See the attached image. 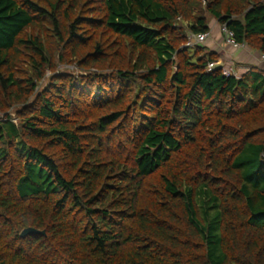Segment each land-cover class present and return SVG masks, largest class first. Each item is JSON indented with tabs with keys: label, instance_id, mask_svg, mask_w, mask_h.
<instances>
[{
	"label": "trees",
	"instance_id": "1",
	"mask_svg": "<svg viewBox=\"0 0 264 264\" xmlns=\"http://www.w3.org/2000/svg\"><path fill=\"white\" fill-rule=\"evenodd\" d=\"M208 16L264 55V0H0V264H264V69Z\"/></svg>",
	"mask_w": 264,
	"mask_h": 264
},
{
	"label": "rangeland",
	"instance_id": "2",
	"mask_svg": "<svg viewBox=\"0 0 264 264\" xmlns=\"http://www.w3.org/2000/svg\"><path fill=\"white\" fill-rule=\"evenodd\" d=\"M208 22H209V29L212 30L213 35L208 38V40L202 45L207 49V51L211 52H216L218 54L217 60L215 62L216 65H221L223 68H227V66H231V61L233 60L232 56L235 53V50L231 51L228 47L224 45L220 40V28L219 24L217 23L216 20H214L212 17L208 16ZM210 36V35H209ZM219 40V41H218ZM222 55V56H220ZM224 55H229V60L230 61H223ZM54 66L55 67V73L56 74H69L73 75L76 77L79 76H88V75H94V74H99L100 72L108 73L110 70H108L106 67L101 71L98 68L95 67H80L76 63H60L57 60V55L54 56ZM235 63V62H234ZM234 65V64H233ZM233 67L234 69L238 68L236 67L237 64L235 63ZM233 72V70L231 71ZM50 76V71H46L45 78H43L39 83H38V90L37 92L41 91L43 87L46 85L48 78ZM33 100V99H32ZM17 108L13 107L11 108L8 112L14 122H17L16 118V112ZM0 119H3V114L0 112Z\"/></svg>",
	"mask_w": 264,
	"mask_h": 264
},
{
	"label": "crops",
	"instance_id": "3",
	"mask_svg": "<svg viewBox=\"0 0 264 264\" xmlns=\"http://www.w3.org/2000/svg\"><path fill=\"white\" fill-rule=\"evenodd\" d=\"M209 34H210L209 37H211L213 35V32L211 29H209ZM219 34H220V39H221L220 41L222 43H224L221 32H219ZM224 45L226 47H228L229 49H231V51L235 50V53L233 55H230V56H232V58L234 56L233 60L231 61L232 65L227 66V68H230L231 70H233V74H235L236 76H240L244 72H246L248 69V66H250V65H254V66H257L259 68L264 69V58L262 57L263 55H261L259 52L251 50V49L246 48V47L239 48V49H232L231 47H229L225 43H224ZM220 56H222V55H220ZM223 61H230L229 55H227V56L224 55ZM234 62L237 64L236 67H238L236 69L233 68V67H235Z\"/></svg>",
	"mask_w": 264,
	"mask_h": 264
},
{
	"label": "built area",
	"instance_id": "4",
	"mask_svg": "<svg viewBox=\"0 0 264 264\" xmlns=\"http://www.w3.org/2000/svg\"><path fill=\"white\" fill-rule=\"evenodd\" d=\"M219 28L226 45H228L232 49H239L245 47L243 43H238L234 40L232 32L228 30L225 25H220ZM209 35H210L209 31L207 33H189L187 35V40L185 45L188 47L202 45L207 41ZM262 57L264 58V55ZM215 65H216L215 62H211L208 64V68L211 69ZM231 71L232 70L230 68H223V73L225 74H229V73L233 74V72Z\"/></svg>",
	"mask_w": 264,
	"mask_h": 264
},
{
	"label": "water",
	"instance_id": "5",
	"mask_svg": "<svg viewBox=\"0 0 264 264\" xmlns=\"http://www.w3.org/2000/svg\"><path fill=\"white\" fill-rule=\"evenodd\" d=\"M28 234H44V231H39V230H37L35 228H32V227H26L20 233V235L22 237H24V236H26Z\"/></svg>",
	"mask_w": 264,
	"mask_h": 264
}]
</instances>
